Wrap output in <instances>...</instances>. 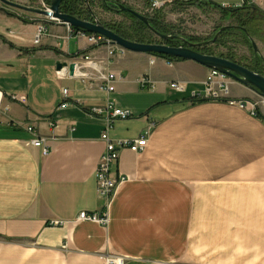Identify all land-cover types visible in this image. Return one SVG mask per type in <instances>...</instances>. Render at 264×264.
<instances>
[{
  "label": "crops",
  "instance_id": "1",
  "mask_svg": "<svg viewBox=\"0 0 264 264\" xmlns=\"http://www.w3.org/2000/svg\"><path fill=\"white\" fill-rule=\"evenodd\" d=\"M28 15L37 21L20 18ZM85 55L116 74L112 92L79 77L91 71ZM58 61L74 62L75 73L59 77ZM209 72L148 53L110 56L87 34L0 3V264H106L107 253L125 264H264V119L169 87L199 85ZM230 96L260 94L230 79ZM107 101L132 113L110 138H147L141 152L121 150L112 173L125 180L108 205L95 178L105 122L88 113ZM30 126L47 153L31 143ZM82 210L107 211L108 226L75 222Z\"/></svg>",
  "mask_w": 264,
  "mask_h": 264
},
{
  "label": "built area",
  "instance_id": "2",
  "mask_svg": "<svg viewBox=\"0 0 264 264\" xmlns=\"http://www.w3.org/2000/svg\"><path fill=\"white\" fill-rule=\"evenodd\" d=\"M152 9H158L163 6V2L159 0H150ZM43 9L50 11V6L42 4ZM45 20L55 21L57 20L51 17H44ZM68 26V25H67ZM69 27V26H68ZM45 28L42 25L38 26L37 33L33 39V42L37 44L43 35ZM79 33L83 34V32ZM85 34V33H84ZM88 41L92 44H104L107 45L109 55L115 53H124L126 50L120 46L113 45L110 41L99 34H87ZM85 63L88 64V69L91 71H80L79 77L83 79H98L101 84L99 89L112 92L115 89L114 82L116 74L111 71L101 72L99 60L91 58L89 55L83 56ZM109 63V62H108ZM75 68L77 65L75 64ZM76 70V69H75ZM68 68L63 67L61 70H57L59 77L67 75ZM75 73V72H74ZM149 81L142 78L139 83L141 87H144ZM169 87L177 93L187 94L189 100L192 101H225L229 105L236 106L240 109L246 110L252 116H259L264 119V97H261L259 101H253L248 99H235L230 96V79L225 74L210 69L209 75L205 80L200 82L199 85H190L185 81H172L169 83ZM64 96L67 95V89L63 90ZM15 98V97H13ZM24 100V97L20 98ZM66 102L61 104V107H65ZM88 113L91 116L102 118L105 122V128L101 132V139L104 141V151L102 152L96 166L95 178H96V191L100 199H102L106 205H108L120 183L125 180L124 176H114L112 168L119 158L120 152L123 149H129L133 152H141L147 145L146 132L133 139H112L108 135L109 129L116 120H124L132 116L131 111L127 109H120L114 106L113 101H107L104 107H92ZM149 129L154 126V123L149 124ZM27 131L32 135L31 143L36 147H42L43 153H47L48 147L44 137L40 136L34 127H28ZM75 222H93L102 227H107L109 224L108 212L99 211H79ZM63 221L51 220L50 225H62ZM106 264H125V258L118 254L108 253L105 255Z\"/></svg>",
  "mask_w": 264,
  "mask_h": 264
},
{
  "label": "rangeland",
  "instance_id": "3",
  "mask_svg": "<svg viewBox=\"0 0 264 264\" xmlns=\"http://www.w3.org/2000/svg\"><path fill=\"white\" fill-rule=\"evenodd\" d=\"M30 1L31 7L43 8L42 4H45L47 7L50 6L43 0ZM106 1L93 0L91 6L94 14L105 26L126 29L135 24L134 19L132 20L130 18L131 15L117 11L114 12L105 8L103 3L105 4ZM212 1L220 4L222 7H239L224 6V0ZM111 2H119L149 17L150 24L152 23L153 17L160 13V21L172 32L169 34L183 36L187 40L196 43L212 39L216 32L223 26L235 25L239 28L223 31L214 43H208L206 46L214 55H223L222 57L228 59L232 58L231 60L249 69L252 65L259 63L257 67L261 71L260 74L264 75V0H228L231 4L237 5L243 3L245 6L250 7L249 9L247 7L246 10L237 11L236 13H230L209 5L198 8L193 5L173 3L174 5L171 6L165 4L166 6L152 9L150 0H111ZM251 6H253L252 9ZM86 17L88 18L87 20H92L89 11ZM240 27L244 28L246 33ZM144 32L151 41L145 43L166 44L163 38L154 34L147 26ZM188 38H196L199 41ZM251 41L255 44L257 51H255ZM261 97L260 95L257 100L253 101H259Z\"/></svg>",
  "mask_w": 264,
  "mask_h": 264
},
{
  "label": "water",
  "instance_id": "4",
  "mask_svg": "<svg viewBox=\"0 0 264 264\" xmlns=\"http://www.w3.org/2000/svg\"><path fill=\"white\" fill-rule=\"evenodd\" d=\"M61 1L62 0H51L50 11L43 8L23 5L11 0H0V3L6 7L16 10H21L30 14H36L43 17H51L60 23L68 25L69 27L84 30L91 34L102 35L103 37L107 38L111 44L121 46L128 51L137 52V53H148V54H164V55H170L173 57L182 58L185 60L194 61L208 69L217 70L225 74L229 78L234 79L246 86L251 87L252 89L257 91L262 97H264V75L256 71H253L247 68L246 66H243L231 59L214 54L202 53L194 49V47L196 46L199 47V46H205L208 43H214L217 40L218 36L223 31L239 28L235 25L223 26L216 32V34L212 39L196 43L187 40L183 36L161 33L151 26L149 17L119 2H112V4L116 6L115 10L117 12H122L127 15L136 17L141 22H143L157 36L163 38L164 40L173 38L179 40L181 43L177 46H171L163 43L136 42L126 39L120 36L119 34H117L112 29L106 27L94 14L88 0L85 1H86L87 9L91 14L92 20L81 19L64 13L60 7ZM102 1H106V0H102ZM224 8L226 10L237 9V7H233V8L224 7ZM240 29H242L246 33V30L244 28L240 27ZM251 43L255 51H257L253 41H251ZM55 65L57 70H61L63 67H67L69 75H73L75 72L74 62L67 63V62L58 61L56 62Z\"/></svg>",
  "mask_w": 264,
  "mask_h": 264
},
{
  "label": "trees",
  "instance_id": "5",
  "mask_svg": "<svg viewBox=\"0 0 264 264\" xmlns=\"http://www.w3.org/2000/svg\"><path fill=\"white\" fill-rule=\"evenodd\" d=\"M46 4L50 5L51 4V0H43ZM90 5L92 6L93 0H88ZM176 3L178 4H187V5H193L195 7L198 8H203L204 6H214L216 8L228 11L230 13H236L237 11H241V10H246L248 6H242V7H237V9H232V10H226L224 7H222L220 4L215 3L213 1H206V0H187V1H176ZM60 7L61 10L69 15L75 16L77 18H81V19H88L86 17V15H88V10L86 7V1L85 0H62L60 3ZM250 7H248L249 9ZM253 8V6H251V9ZM10 14H14V13H10ZM31 17V18H30ZM89 17V16H88ZM130 17V16H129ZM20 18L24 21V22H35L37 21V19H33L34 16H20ZM132 20L134 19L135 24H133L132 26L126 28V29H119L117 27L114 26H107L109 28H111L112 30H114L117 34H119L120 36L132 40V41H136V42H151L150 39L147 37L146 33L144 32V29L146 28V26L136 17L131 16L130 17ZM161 19V14L158 13L157 15H155L152 19V23L151 25L159 32L161 33H172L171 31H169V29L167 27H165L162 22L160 21ZM72 30L74 31H80L83 32L85 34H91L88 33L84 30H80V29H76V28H72ZM190 39V38H188ZM190 40H194V41H199V39L196 38H191ZM219 40V39H218ZM166 44L171 45V46H177L180 44V41L176 40V39H166L164 41ZM218 42V41H217ZM216 42V43H217ZM195 50L202 52V53H206V54H213L208 47L202 46V47H195ZM162 58H165L169 61H178V60H183L182 58H178V57H173L170 55H164V54H153ZM223 56V55H220ZM232 59V58H230ZM259 63H256L254 65H252V67H250L251 70L256 71L261 73V71L259 70V68L257 67Z\"/></svg>",
  "mask_w": 264,
  "mask_h": 264
},
{
  "label": "flooded vegetation",
  "instance_id": "6",
  "mask_svg": "<svg viewBox=\"0 0 264 264\" xmlns=\"http://www.w3.org/2000/svg\"><path fill=\"white\" fill-rule=\"evenodd\" d=\"M103 5H104V7L105 8H107V9H109V10H111V11H116L115 10V5L114 4H112V2H111V0H107L106 2H105V4L103 3ZM242 6H244V4H242L241 6H239V7H242ZM181 43V42H180Z\"/></svg>",
  "mask_w": 264,
  "mask_h": 264
}]
</instances>
